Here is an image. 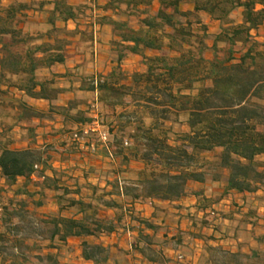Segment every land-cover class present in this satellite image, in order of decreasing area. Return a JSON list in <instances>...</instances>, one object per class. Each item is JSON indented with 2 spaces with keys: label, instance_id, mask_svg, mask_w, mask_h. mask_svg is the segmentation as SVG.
Here are the masks:
<instances>
[{
  "label": "trees",
  "instance_id": "obj_1",
  "mask_svg": "<svg viewBox=\"0 0 264 264\" xmlns=\"http://www.w3.org/2000/svg\"><path fill=\"white\" fill-rule=\"evenodd\" d=\"M47 5H54L48 12L50 28L27 31V12L33 7L42 11ZM105 9L114 15L102 16L97 23L112 29L111 53L117 67L106 78H90L86 89L113 111L132 107L120 113L115 124L108 123L110 147L124 165L136 161L144 168L135 171L132 180L116 178L110 192L94 190L86 201L75 197L80 190L63 187L59 178L47 174L53 171L49 148L16 150L8 138L20 123L52 120L55 115L64 118L71 137L74 128L92 122L76 102L57 104L66 91L58 87L57 75L39 74L66 63L80 30L61 28L58 23L76 21L79 9L67 0L0 5V172L6 184L0 188V264H63L60 249L72 238L85 239L84 260L108 264L110 248L86 239L99 240L123 226L126 208L117 198L175 203L189 194L201 196L191 190L192 184L222 181L228 192L264 190V161L260 160L264 156L260 130L264 128V37L259 35L264 0H110ZM238 9L243 10L241 24L232 19ZM203 13L220 24L212 45ZM131 55L142 57L145 73L129 77L122 71V63ZM26 98L49 102L48 112ZM2 111H7L6 118L13 124L6 123ZM145 116L150 126H145ZM182 116L188 132L177 134L171 143V127ZM27 129L30 134L35 131ZM20 179L25 185L10 196L9 189ZM30 185L39 192H32ZM46 190L56 193L59 213L38 218L31 208L43 206L36 196ZM72 209L77 211L75 216L64 215ZM103 209L119 215L109 219L101 215ZM140 223L144 228L133 251L148 263L168 264L155 250L154 237L144 232H157V226ZM206 252V264H264V252L232 253L220 246H208Z\"/></svg>",
  "mask_w": 264,
  "mask_h": 264
},
{
  "label": "crops",
  "instance_id": "obj_2",
  "mask_svg": "<svg viewBox=\"0 0 264 264\" xmlns=\"http://www.w3.org/2000/svg\"><path fill=\"white\" fill-rule=\"evenodd\" d=\"M40 1L42 0H0V5L9 6L16 2H23L31 6ZM109 1L67 0L69 5L78 8L81 13L76 21L59 22L58 27H67L71 31L79 29L80 34L73 39V43L86 45L84 46L86 48H82V51L79 52L70 48L66 63L57 64L51 69H45L39 73L40 76L47 73L45 77L58 76L56 79L58 87L66 90L58 100L59 106H68L73 101L76 102L79 111L87 113L90 109L89 105L91 102H95L97 98L95 93L86 89L88 87L87 81L98 76L106 78L117 67L115 58L111 53V27L98 24L95 28V22L97 23L100 17L114 15L112 11L105 9ZM158 7V3L155 2L154 10H157ZM53 9L54 5L45 6L42 11L33 7L27 12V25L33 23L49 29L47 24L48 12ZM258 9H261V6ZM236 12L241 14V19L238 22L241 24L243 22V10L238 9L234 13ZM201 17L206 25L210 22L219 24V22L211 20L207 14L203 13ZM94 31L95 39L93 37ZM86 33L91 35L90 40L85 41L83 39ZM96 34L102 37L100 43H97ZM259 35L261 39L264 37V26L260 28ZM99 51L100 54H98ZM131 67L133 69L139 67V69L134 70L136 71L134 73L146 72L142 57L139 55L129 56L121 65L122 71L128 76L133 74L127 72ZM15 94L16 97H21L19 93ZM26 100L40 111L48 112L49 110L50 104L47 101H36L28 98ZM99 108L103 114L107 115L108 123L113 122L114 124L117 122L120 113L132 110V107L126 106L117 107L116 111H113L101 103H99ZM65 122L63 117L55 115L52 120H34L31 123H20L8 134V138L11 140V148L16 150L29 148L44 150L51 147L52 159L50 164L53 171H48L47 174L59 178L60 185L63 187L80 190V194L75 196L77 199L89 201L96 189L97 192L101 190V193L110 192L112 190L111 183L116 178L128 179L125 170L144 168L142 163L136 161L124 165L119 157L111 160L103 148H100L97 156L92 160L84 158L83 155L67 156L63 151L67 139L70 137V132H68L69 128L65 126ZM6 123L13 124L14 122ZM27 127L35 128L34 133L30 134ZM1 131L0 122V133ZM262 132L264 131L262 130ZM260 160L264 161V156ZM54 171L55 173H53ZM25 183L24 179H20L15 187L9 189V195L12 196ZM5 185V180L2 179L0 172V188L5 187ZM29 188L32 192H39V188L34 185H30ZM190 188L200 192L201 196L189 194L175 203L155 201L154 204L133 203L117 198L126 209H130V212L126 209L124 211L123 226L111 235L102 236L99 240L92 238L86 240L90 243H102L110 248L111 255L108 264H151L132 249L133 243L139 239L141 230L144 228L140 222L148 221L157 226V232L152 230H145L144 232L154 237L155 250L162 252L168 264H206L204 260L207 256L206 248L208 246H220L232 253L264 252V190L255 194L228 192L225 181L192 184ZM55 197L56 193L49 190L36 196V200L43 202L41 208H31L38 218L43 215H57L59 213L60 207ZM158 207H163L164 211H158ZM213 210L218 215L210 220V214ZM76 213V209H72L64 212V215L75 216ZM101 214L112 220H115L119 215L118 211L112 209H103ZM124 226H131L133 233L127 234ZM84 240L72 238L61 247L59 253L63 264H93L84 260L82 256Z\"/></svg>",
  "mask_w": 264,
  "mask_h": 264
},
{
  "label": "rangeland",
  "instance_id": "obj_3",
  "mask_svg": "<svg viewBox=\"0 0 264 264\" xmlns=\"http://www.w3.org/2000/svg\"><path fill=\"white\" fill-rule=\"evenodd\" d=\"M186 8H188V7H186ZM81 13V11H79V14ZM205 20H206V17L204 18ZM233 21L235 22V23H237L238 24V22L240 21V19H241V14L239 13V12H236V13H234V15H233ZM97 25H98V23H96L95 22V28L97 27ZM208 30H209V34L211 35V38H210V40L208 41V44L209 45H212V42H213V37L216 35V34H218L219 32H220V24H213V23H208ZM48 28H46V27H42L41 25H36V24H28V25H26V30L27 31H29V32H31V33H37V32H39V31H46ZM97 32V31H96ZM94 39H95V31H94ZM92 37H91V35L90 34H88V33H86L84 36H83V39L85 40V41H87V40H90ZM96 40H97V43H100V41L102 40V37H99V36H97V34H96ZM84 46H86V45H83V44H76V43H72V45L70 46V48L71 49H73V50H75V51H82V48H86V47H84ZM90 51V50H89ZM98 54H100V51L98 52ZM137 69H139V67L138 68H135V69H133L132 67H131V69L129 70V71H127V72H129L130 74H131V72L134 74V72H136V71H134V70H137ZM47 73H43L42 75H41V77H45V76H47L46 75ZM131 75H129V77H130ZM95 102H91V104L89 105V107L91 108V106L94 104ZM90 110V109H89ZM98 110H99V112L101 113V115L104 117V120H105V125H106V129L107 128H109L108 127V120H107V115H105V114H103L102 113V111L100 110V108H99V106H98ZM111 110V109H110ZM88 113V115L91 117V114H90V111H88L87 112ZM8 113H7V111H2V115H3V118H6V115H7ZM6 120L8 121V122H11V120H9L8 118H6ZM185 120H186V117H184V116H182L181 118H180V120L178 121V122H176V123H174L173 125H172V130H171V132L169 133V139L171 140V143L175 140V138H176V136H177V134H181V133H185V132H188V127L185 125ZM152 122H151V120L147 117V116H145V126H150V124H151ZM170 124H168L167 125V127L166 128H170ZM75 130H77V129H75ZM74 130V131H75ZM260 130L262 131H264V128H260ZM73 131V132H74ZM15 135H17L16 133H15ZM15 137V136H14ZM89 140H90V142L91 143H95L96 145H97V152L95 153V154H92L91 152H90V150H88L87 149V146H84V147H81L80 146V144H79V146H77L76 144H74L73 142H72V137L70 136L69 137V139H67V143H66V146H65V148H64V153L67 155V156H73V155H83L84 156V158H87V159H89V160H92V159H94V157L95 156H97V154H98V152H99V150H100V148H102L101 147V145H100V143L98 142V140H97V138L95 137V136H91L90 138H89ZM74 144V145H73ZM49 150L51 151L52 150V148L51 147H49ZM208 156H212V155H208ZM135 171H137V170H135V169H128V170H125V173H126V175H127V177H128V179H121L122 181H129V180H132V179H134L135 177H136V174L134 173ZM119 178V177H118ZM85 189H88V188H85ZM99 192V194H102L101 193V190H99L98 191ZM85 193H86V191H85ZM56 198V197H55ZM158 211H160V212H162V211H164V209H163V207H158ZM215 213H216V215L215 216H213L212 214H210V220L212 219V218H214V217H216L217 215H218V213L215 211V210H213ZM212 211V212H213ZM211 212V213H212ZM102 215V214H101ZM103 216V215H102ZM129 230H130V232H131V234L133 233V229H132V227L130 226L129 227ZM126 231V233L128 234V232H127V230H125ZM204 262H205V260H204ZM203 264V263H202Z\"/></svg>",
  "mask_w": 264,
  "mask_h": 264
},
{
  "label": "built area",
  "instance_id": "obj_4",
  "mask_svg": "<svg viewBox=\"0 0 264 264\" xmlns=\"http://www.w3.org/2000/svg\"><path fill=\"white\" fill-rule=\"evenodd\" d=\"M98 106V98H96L95 103L89 110L92 122L79 130H75L72 133V142L77 146H79V144L81 147L87 146V149L90 150L92 154H95L97 152V145L95 143H91L89 140L91 136H95L101 147L107 152L108 158L115 160V156L110 147L111 132L109 131V128L106 129L104 117L99 112ZM125 145L129 146L130 144L126 143ZM211 214L213 216L216 215L214 211ZM127 232L129 235H131L129 228L127 229Z\"/></svg>",
  "mask_w": 264,
  "mask_h": 264
}]
</instances>
